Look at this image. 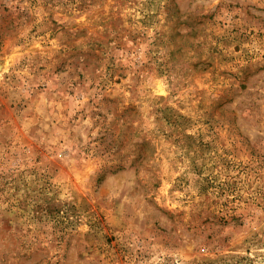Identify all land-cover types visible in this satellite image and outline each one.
Instances as JSON below:
<instances>
[{"label": "rangeland", "instance_id": "1", "mask_svg": "<svg viewBox=\"0 0 264 264\" xmlns=\"http://www.w3.org/2000/svg\"><path fill=\"white\" fill-rule=\"evenodd\" d=\"M0 264H264V0H0Z\"/></svg>", "mask_w": 264, "mask_h": 264}]
</instances>
